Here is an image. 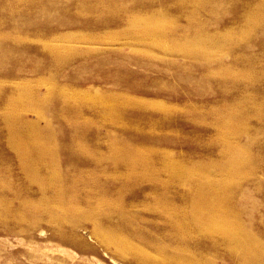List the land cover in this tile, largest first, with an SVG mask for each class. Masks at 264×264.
Listing matches in <instances>:
<instances>
[{
  "label": "rangeland",
  "instance_id": "rangeland-1",
  "mask_svg": "<svg viewBox=\"0 0 264 264\" xmlns=\"http://www.w3.org/2000/svg\"><path fill=\"white\" fill-rule=\"evenodd\" d=\"M251 261L264 0H0V264Z\"/></svg>",
  "mask_w": 264,
  "mask_h": 264
},
{
  "label": "bare ground",
  "instance_id": "bare-ground-1",
  "mask_svg": "<svg viewBox=\"0 0 264 264\" xmlns=\"http://www.w3.org/2000/svg\"><path fill=\"white\" fill-rule=\"evenodd\" d=\"M200 2V1H199ZM149 24V23H148ZM244 37V36H243ZM246 37V36H245ZM243 39V38H242ZM247 41V40H246ZM64 54V53H63ZM23 88V87H22ZM63 88V87H62ZM78 97V96H77ZM94 100H95V98H94ZM68 101V100H67ZM88 101H90V100H88ZM22 103V102H21ZM117 103V102H116ZM121 103V102H120ZM15 104V103H14ZM70 104V103H69ZM72 104V103H71ZM123 105V104H122ZM22 106V105H21ZM114 106V105H113ZM125 106V105H124ZM69 108V107H68ZM44 109V108H43ZM120 109V108H119ZM80 111H81V109H80ZM113 112H115V111H113ZM43 113V112H42ZM112 113V112H111ZM14 116H15V114H14ZM231 118H233V116H231ZM225 120V119H224ZM235 120V119H234ZM101 121V120H100ZM240 121V120H239ZM241 124V123H240ZM128 125V124H127ZM239 125V124H238ZM98 126V125H97ZM233 126V125H232ZM236 126V125H235ZM224 128V127H223ZM236 128V127H235ZM85 131V130H84ZM235 132V131H234ZM239 132V131H238ZM33 137V136H32ZM32 142V141H31ZM44 147V146H43ZM58 148V147H57ZM85 148V147H84ZM122 148V147H121ZM61 149V148H60ZM34 150V149H33ZM80 150H81V148H80ZM150 151H151V149H150ZM31 152H33V151H31ZM24 153H26V152H24ZM49 153V152H48ZM83 154V153H82ZM122 156V155H121ZM35 158V157H34ZM235 159V158H234ZM27 160V159H26ZM145 164V163H144ZM40 168V167H39ZM174 170V169H173ZM176 170V169H175ZM169 172V171H168ZM173 172V171H172ZM175 172V171H174ZM173 172V173H174ZM37 176V175H36ZM35 178V177H34ZM199 180V179H198ZM54 183H56V182H54ZM90 187V186H89ZM63 188V187H62ZM208 189V188H207ZM207 189L205 190V191H207ZM211 189V188H210ZM211 191H213V190H211ZM210 191V192H211ZM215 192V191H214ZM217 192H218V190H217ZM197 193V192H196ZM198 194V193H197ZM218 197V196H217ZM214 199V198H213ZM229 200V199H228ZM210 202V201H209ZM221 204V203H220ZM227 204V203H226ZM112 205V204H111ZM219 206V205H218ZM226 206V205H225ZM39 209V208H38ZM222 209V208H221ZM231 210V209H230ZM217 211H219V210H217ZM228 212V211H227ZM218 213V212H217ZM203 215V214H202ZM228 215V214H227ZM196 217V216H195ZM223 217H225V216H223ZM187 218V217H186ZM193 218H194V216H193ZM192 218V219H193ZM238 218V217H237ZM203 219V218H202ZM225 220V219H224ZM238 220V219H237ZM222 222H224V221H222ZM194 224V223H193ZM237 224L239 225V222H237L234 226L235 227H237ZM220 225H221V223H220ZM223 225V224H222ZM224 226V225H223ZM220 227V226H219ZM245 228V227H244ZM194 229V228H193ZM202 229V228H201ZM208 232V231H207ZM202 234V233H201ZM214 234V233H213ZM237 234H239V233H237ZM110 236V235H109ZM261 242V241H260ZM119 243V242H118ZM247 244H249V247H250V244L252 245L251 246V250L253 251V253L255 254V253H260L261 251V248L259 247V246H261V245H258L257 243H255V242H252L251 243V241H249V239H247V238H245V239H243V240H241L240 241V248H241V250H243V251H245V252H249L248 250V248L245 246V245H247ZM188 251V250H187ZM146 252V251H145ZM196 252V251H195ZM246 264H256V263H254L253 261H251V262H248V263H246Z\"/></svg>",
  "mask_w": 264,
  "mask_h": 264
}]
</instances>
